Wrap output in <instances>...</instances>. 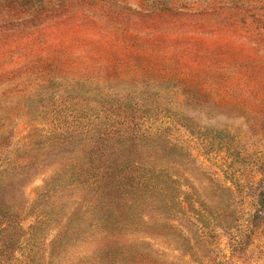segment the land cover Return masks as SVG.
I'll return each mask as SVG.
<instances>
[{"label":"rangeland","instance_id":"obj_1","mask_svg":"<svg viewBox=\"0 0 264 264\" xmlns=\"http://www.w3.org/2000/svg\"><path fill=\"white\" fill-rule=\"evenodd\" d=\"M126 263L264 264V0H0V264Z\"/></svg>","mask_w":264,"mask_h":264},{"label":"trees","instance_id":"obj_2","mask_svg":"<svg viewBox=\"0 0 264 264\" xmlns=\"http://www.w3.org/2000/svg\"><path fill=\"white\" fill-rule=\"evenodd\" d=\"M107 255H108V257H110V249H108ZM126 264H128V263H126Z\"/></svg>","mask_w":264,"mask_h":264}]
</instances>
